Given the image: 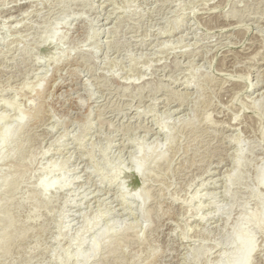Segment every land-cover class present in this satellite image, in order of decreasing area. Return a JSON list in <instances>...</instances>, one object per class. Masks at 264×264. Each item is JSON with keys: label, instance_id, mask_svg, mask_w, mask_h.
I'll list each match as a JSON object with an SVG mask.
<instances>
[{"label": "rangeland", "instance_id": "obj_1", "mask_svg": "<svg viewBox=\"0 0 264 264\" xmlns=\"http://www.w3.org/2000/svg\"><path fill=\"white\" fill-rule=\"evenodd\" d=\"M19 116L0 264H231L239 227L264 264V0H0V134Z\"/></svg>", "mask_w": 264, "mask_h": 264}, {"label": "bare ground", "instance_id": "obj_2", "mask_svg": "<svg viewBox=\"0 0 264 264\" xmlns=\"http://www.w3.org/2000/svg\"><path fill=\"white\" fill-rule=\"evenodd\" d=\"M110 15V14H109ZM179 22H177L176 24H175V28H177L179 25ZM173 30V29H172ZM162 45V44H161ZM250 83V82H249ZM255 84V83H254ZM253 84V85H254ZM243 85V84H242ZM252 87V86H251ZM180 104H181V102H180ZM176 110V109H175ZM18 121H19V123H18V125H17V127H15V129L14 130H12L11 128H3V130H1V134H0V136H1V139H0V141L2 142V143H6L7 141H9V140H11L12 138H13V135H15L16 134V131H17V129L20 127V126H22V124L25 122L24 121V118H20V116H19V118H18ZM161 131H163L164 130V126H162L161 125ZM227 128V127H226ZM228 129V128H227ZM141 147V146H140ZM140 151L142 152L143 151V153H144V155L143 154H141V155H143V158H139L138 160L136 159L135 161H136V163H135V168H136V171H137V173H141V172H143V166H144V158H146V156L148 155L149 156V151L150 150H146L147 152H145V150H141V148H140ZM152 154V153H151ZM241 155V154H240ZM238 156H239V154H238ZM158 157H161V155L160 156H158ZM157 157V158H158ZM238 161H239V157H238ZM238 164V163H237ZM240 165V161H239V164L237 165V167ZM262 170H263V168H261ZM17 170H19V169H17ZM58 171V168L55 166V165H53L52 166V169H51V171L53 172V171ZM261 170V171H262ZM20 171H21V169L19 170V172L18 173H20ZM50 170H49V172H51ZM260 171V170H259ZM260 171V172H261ZM259 172V173H260ZM23 173V172H22ZM18 176H19V174H17ZM231 175V174H230ZM236 174H233V176H235ZM259 175V174H258ZM230 177V176H229ZM236 177V176H235ZM259 177V182H260V184H262L263 186H264V172L262 171V173H260V175L258 176ZM3 179V178H2ZM1 179V180H2ZM231 178H229L228 180H230ZM0 180V181H1ZM4 180V179H3ZM2 180V181H3ZM8 182H9V184H10V182L11 181H8V179H6L5 181H4V184H8ZM58 183V180L55 178V179H53V180H47V179H45V178H43V179H40V182H39V186H40V188L43 190V192H47V190H50L54 185H56ZM1 184H2V182H1ZM2 187V186H1ZM139 192H141V191H139ZM138 194H141V193H138ZM138 194H134L136 197H138V198H140V196L138 195ZM143 194V193H142ZM141 194V195H142ZM143 196H144V198L146 199V198H148V197H145V193L143 194ZM143 198V197H142ZM141 198V199H142ZM146 201V200H145ZM6 216H7V214H6ZM9 216V215H8ZM256 216V215H255ZM244 217H246V218H244L245 219V221H253V220H255V218L257 217L258 218V216H256V217H254L251 213L249 214V216L247 217V216H244ZM8 218H10V216L8 217ZM256 218V221L260 218H262L261 216L257 219ZM241 220H242V218H241ZM15 220H11V219H8V222H9V224L7 225L8 227H6V229L5 228H3V229H5L3 232H2V235H0V245H3V250L4 249H6V247L8 248V246H5L6 244H8V242H9V240H10V237H11V232H10V228H11V230H12V228L14 227L13 225H15L16 223L14 222ZM259 221H261V220H259ZM13 222L15 223V224H13ZM243 223H245V222H243L242 221V224ZM247 223V222H246ZM237 224V223H236ZM238 224L240 225V223L238 222ZM241 224V225H242ZM239 225H238V227H239ZM13 226V227H12ZM236 227V225L234 226V228ZM237 228V227H236ZM240 229H238V231H237V233H235L236 235H234V242L236 243V245L238 246V248H239V253H238V259L235 261V262H233V263H231V264H251V258H252V254H253V252H254V249H255V245H254V243H253V240L252 239H249V235H248V232L246 233L243 229H241L242 227H239ZM234 230V229H233ZM235 231H236V229H235ZM234 231V232H235ZM14 232V231H13ZM104 232V231H103ZM105 233V232H104ZM108 233V232H107ZM14 234V233H13ZM125 234V233H124ZM102 235V234H101ZM103 235H106V234H103ZM109 236V234L107 235V237ZM124 236H126V235H124ZM123 236V237H124ZM98 241V240H97ZM92 247H91V249L92 250H94V251H96L97 249H99L98 248V246H100V244H99V242L97 243L96 241H95V239H94V241L92 242ZM5 251V250H4ZM6 251H8V250H6ZM80 256V255H79Z\"/></svg>", "mask_w": 264, "mask_h": 264}]
</instances>
